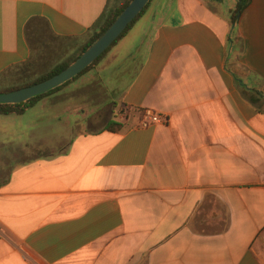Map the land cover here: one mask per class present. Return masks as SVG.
I'll list each match as a JSON object with an SVG mask.
<instances>
[{
	"label": "crops",
	"instance_id": "crops-1",
	"mask_svg": "<svg viewBox=\"0 0 264 264\" xmlns=\"http://www.w3.org/2000/svg\"><path fill=\"white\" fill-rule=\"evenodd\" d=\"M119 1L0 0V75L32 57L31 21L64 61ZM237 2L152 0L27 110L42 124L1 116L0 264H264V98L245 91L264 95V0L232 35ZM147 111L163 120L142 128Z\"/></svg>",
	"mask_w": 264,
	"mask_h": 264
},
{
	"label": "trees",
	"instance_id": "trees-1",
	"mask_svg": "<svg viewBox=\"0 0 264 264\" xmlns=\"http://www.w3.org/2000/svg\"><path fill=\"white\" fill-rule=\"evenodd\" d=\"M120 2V1H119ZM119 2L117 5H111L108 4L106 10L100 17V19L96 22V24L90 29V37L87 43L81 48L80 52L72 59L67 61H62L58 64H56L54 67H52L47 73L43 74L42 76L38 77L34 82L27 84L25 86H14L13 79L16 77V75L21 71L23 67L26 66L27 63H24L20 66L14 67L5 73L0 75V85L5 84V87L3 89H0V94L11 92L14 90H18L27 86H31L43 81H46L53 76L61 73L64 71L67 67H69L71 64H73L88 48H90L111 26L112 24L117 20V18L121 15V13L127 8V6L132 2V0H123V2L119 5ZM152 2V1H151ZM151 2L145 7V9L142 11V13L135 19V21L127 28V30L119 37V39L101 56L99 57L89 68H87L84 72L79 74L74 79L64 83L63 85L50 90L49 92L42 94L40 96L34 97L28 102L16 104V105H7V104H0V116H22L24 115L27 110L33 108L38 102H40L42 99L52 96L54 94H57L60 92L64 87L68 86L72 82L78 80L82 76H84L86 73L93 70L100 61L106 56V54L116 45L118 42L125 37V35L131 30V28L134 26V24L143 16L145 11L148 9ZM251 0H238L236 7L231 10V17H230V24H231V34L234 35L236 31V27L239 23V20L241 16L243 15L244 11L250 4ZM37 20H33L29 23L27 27V33L29 36L30 41L32 42V57H35V52L37 51L36 45L34 44V33L37 31H41L42 33H47L49 31L48 26L42 22ZM37 26V28L35 27ZM233 42V41H232ZM243 86V85H242ZM246 91V97L248 100H250L252 103L258 102L256 100V96L259 98H264V95L256 90L251 89H245ZM122 126L114 121H110V123L107 126V130L109 132H119L121 130Z\"/></svg>",
	"mask_w": 264,
	"mask_h": 264
},
{
	"label": "water",
	"instance_id": "water-1",
	"mask_svg": "<svg viewBox=\"0 0 264 264\" xmlns=\"http://www.w3.org/2000/svg\"><path fill=\"white\" fill-rule=\"evenodd\" d=\"M152 0H132L112 26L73 64L52 78L18 90L0 94V104L16 105L53 90L74 79L101 57L127 30Z\"/></svg>",
	"mask_w": 264,
	"mask_h": 264
},
{
	"label": "rangeland",
	"instance_id": "rangeland-1",
	"mask_svg": "<svg viewBox=\"0 0 264 264\" xmlns=\"http://www.w3.org/2000/svg\"><path fill=\"white\" fill-rule=\"evenodd\" d=\"M226 1H230V0H226ZM122 2L123 0H120L119 5ZM80 50L77 53H75V55L71 56L67 60L74 58L80 52ZM67 60H64V61H67ZM60 62H62L60 61V59L52 58L51 54L46 56V54L44 53L42 54L36 51L35 57L33 56V58H30L29 62L26 64L25 67L21 69V71L16 75V77H14L12 82L14 86H25L27 84H30L34 82L38 77L47 73L52 67H54L56 64ZM107 111L110 112L109 109H107ZM12 117L13 118H10V119H13V121L23 120L25 126H29L30 128L33 126L31 129H33L40 123V122H37V118L39 117V115H37L36 110H30L24 116H21V117H18L16 115H12ZM0 119H5V118L0 116ZM35 133L37 132H34V134Z\"/></svg>",
	"mask_w": 264,
	"mask_h": 264
},
{
	"label": "built area",
	"instance_id": "built-area-1",
	"mask_svg": "<svg viewBox=\"0 0 264 264\" xmlns=\"http://www.w3.org/2000/svg\"><path fill=\"white\" fill-rule=\"evenodd\" d=\"M146 119L142 121L141 127L148 128L153 124L159 123L163 120V117L160 114L153 113L151 111H147L145 113Z\"/></svg>",
	"mask_w": 264,
	"mask_h": 264
}]
</instances>
